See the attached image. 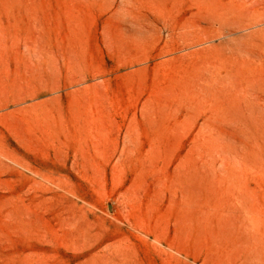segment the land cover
I'll use <instances>...</instances> for the list:
<instances>
[{
	"label": "rangeland",
	"instance_id": "374dc122",
	"mask_svg": "<svg viewBox=\"0 0 264 264\" xmlns=\"http://www.w3.org/2000/svg\"><path fill=\"white\" fill-rule=\"evenodd\" d=\"M0 264H264V0H0Z\"/></svg>",
	"mask_w": 264,
	"mask_h": 264
}]
</instances>
